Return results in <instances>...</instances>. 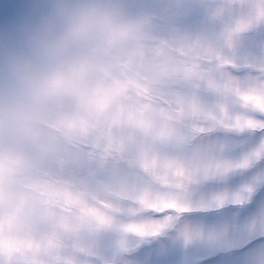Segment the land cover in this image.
I'll list each match as a JSON object with an SVG mask.
<instances>
[{"label":"rangeland","instance_id":"rangeland-1","mask_svg":"<svg viewBox=\"0 0 264 264\" xmlns=\"http://www.w3.org/2000/svg\"><path fill=\"white\" fill-rule=\"evenodd\" d=\"M0 264H264V0H0Z\"/></svg>","mask_w":264,"mask_h":264},{"label":"snow or ice","instance_id":"snow-or-ice-1","mask_svg":"<svg viewBox=\"0 0 264 264\" xmlns=\"http://www.w3.org/2000/svg\"><path fill=\"white\" fill-rule=\"evenodd\" d=\"M242 166H243V167H246V166H248V165H247V163H246L245 165H242Z\"/></svg>","mask_w":264,"mask_h":264}]
</instances>
